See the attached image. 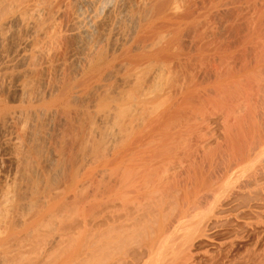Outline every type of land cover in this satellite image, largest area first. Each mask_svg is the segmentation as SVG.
<instances>
[{
  "label": "bare ground",
  "instance_id": "1",
  "mask_svg": "<svg viewBox=\"0 0 264 264\" xmlns=\"http://www.w3.org/2000/svg\"><path fill=\"white\" fill-rule=\"evenodd\" d=\"M27 1L0 0L4 67L30 60L26 36L3 47L5 27L30 31ZM200 1L58 0L43 18L49 44L72 40L74 73L33 112L59 138L50 157L69 162L75 140L89 151L34 215L60 209L56 248L12 264H264V8L239 0L248 16L232 8L224 46L208 39L209 15L229 0ZM84 98L81 131L72 104ZM18 118L0 107L4 140Z\"/></svg>",
  "mask_w": 264,
  "mask_h": 264
},
{
  "label": "rangeland",
  "instance_id": "2",
  "mask_svg": "<svg viewBox=\"0 0 264 264\" xmlns=\"http://www.w3.org/2000/svg\"><path fill=\"white\" fill-rule=\"evenodd\" d=\"M193 1L195 4L201 3L200 0ZM232 1L235 0H229L227 10L219 13L213 10L210 12L209 24L212 28L208 30V39L214 44L233 45L234 38L230 35L227 25L234 14L233 11L238 10L232 11V8H238L239 5L241 7L240 15L236 19L239 23L241 19L243 20L240 17L245 19V16H248L247 10H243L244 5L238 3L239 0L233 3ZM262 1L257 2L264 8V0ZM32 3H37V6L34 9H29L28 6L23 14L30 31L22 24L5 27L8 29H6L8 38L3 45L5 50H10L19 39L26 36L29 40L26 50L31 54L30 60L12 67L0 64L2 66L0 73L5 71L9 74L5 80L0 74V107L7 110L15 109L19 114L16 125L8 126L15 136L14 139L4 140V133L0 130V236L3 237L0 239H5L6 234L8 239L4 243L6 248L0 251V264H12L19 262L18 259L21 262L23 258L27 259L26 256L32 262H37L44 253L49 254L56 248L58 235L66 224L60 222L57 217L60 209L51 212L56 217H51V213L45 212L43 216L34 215L44 208L45 199L57 187L73 179L72 171L79 168L82 156L89 151V147H86V150L79 148L80 142L75 140L73 156L69 162L61 156L50 157L48 154V146L58 144L59 138L55 130L51 131V136L45 135L44 131L49 126L50 117L45 112L35 113L33 109L57 87L63 76L73 75L74 67L71 64L70 53L74 49L71 39L63 48L54 43L49 44L45 39L47 25L38 29L43 18L47 14H53L58 6V0H29L25 4ZM53 20L57 23L60 21L54 17L48 29L54 25ZM240 24L244 26L245 21ZM64 62L66 67L63 68ZM84 100L85 98L75 99L72 104L76 109L74 110L76 130L80 127L81 131L86 128ZM55 140V143L50 144V141ZM76 218L79 220L80 215L77 214ZM9 233L13 234V238L10 239ZM17 246L20 250H17Z\"/></svg>",
  "mask_w": 264,
  "mask_h": 264
}]
</instances>
